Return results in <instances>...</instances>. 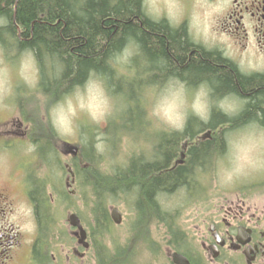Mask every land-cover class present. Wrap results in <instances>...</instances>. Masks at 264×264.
Segmentation results:
<instances>
[{"label": "trees", "instance_id": "16d2710c", "mask_svg": "<svg viewBox=\"0 0 264 264\" xmlns=\"http://www.w3.org/2000/svg\"><path fill=\"white\" fill-rule=\"evenodd\" d=\"M139 8L140 0H0V20L4 22L0 25V44L6 50L15 46L19 52H33L39 71L38 86L45 97L53 99L72 86L82 84L91 74L101 76L109 86L115 87L114 80L120 81L122 77H115L114 66L110 62L131 38L136 41L139 50L134 57L139 60L137 69H140V75L149 78L146 70L150 68L161 78L180 76L189 84L205 81L212 93L223 95L231 92L244 103L242 110L235 115L213 110L207 122L191 115L193 120L187 121L181 131L171 130L165 136L163 133L156 135L159 141L151 152L153 158L149 163L133 157L128 166L125 167L122 162L108 173L93 167L98 155H94L91 145L87 144L89 153L82 152L84 155L81 156L89 158V167H80L78 174L76 166L75 171L77 178L82 175L83 184L92 194L91 211L95 220L92 230L101 231V235L109 226L103 207L108 194L124 193L131 199L135 197L137 214L142 220L138 229L143 228L145 220L155 214L157 193H171L175 186L186 181L191 162L200 164L210 155L221 152L225 142L224 136L219 133L211 140L191 145L187 150L190 158L185 165L164 171L179 150L180 140L191 139L193 134L205 127L216 129L223 122H230L233 128L236 124L250 121L264 125V74L239 73L230 60L216 51H207L192 43L183 27L171 29L165 22H153ZM2 30L6 31V36H2ZM123 81L121 86L117 83L121 87L118 95L134 94L135 86H128ZM134 109H130L127 115ZM135 111L139 108L136 107ZM37 124L31 127V133L38 128ZM92 129L89 127L86 132ZM35 142L39 153L51 155L52 146L45 145L46 142L41 140ZM51 182L55 188H60L58 180ZM32 186L36 199L42 192L41 182L34 180ZM36 201L39 218L46 220L47 217L49 224L52 223L49 220L52 211L50 215L46 214L39 197ZM43 228L40 230L44 235L46 231ZM129 254H111L101 247L97 251V264H129Z\"/></svg>", "mask_w": 264, "mask_h": 264}, {"label": "rangeland", "instance_id": "374dc122", "mask_svg": "<svg viewBox=\"0 0 264 264\" xmlns=\"http://www.w3.org/2000/svg\"><path fill=\"white\" fill-rule=\"evenodd\" d=\"M3 23L1 19L0 25ZM201 31L205 36L208 35L207 26L202 27ZM1 32L2 36L7 35L6 31L2 30ZM15 49V46H11L6 50L0 44V177L15 173V164L18 161H20L18 164L20 165L25 162L23 160L24 157L29 158L30 156H34V161H30L27 164L28 170L34 176L33 178L41 182L44 180V175L49 173V175H46L50 177L48 182L51 180H58L60 182L59 189L55 188L53 182L48 186L50 192L47 190L50 194L49 205L51 204L48 206L49 208L54 206L56 216L52 218L51 215V219L49 220L52 223L49 224L50 228L47 229L48 232L44 235H39L41 245L46 243L49 250L55 252V258L51 261V264H55L56 262H59L58 264H97V251L101 247H104L108 251L110 248L113 249L114 245L128 248L131 251L130 262L137 264L135 262L142 261L147 253L143 255L136 248L131 250V246L137 245V241L130 238V231L132 225L134 226L137 216L135 214L136 212H134L135 206L132 203L131 205L130 202H133L135 197L130 199L131 197H128L124 193H116L115 195L108 194L106 196L103 202L105 212L110 213L112 206H117L121 210L122 215H124L125 221L123 220L124 223L122 226H115L110 221L109 230L104 235H101V231L97 232L92 230L94 229L92 228L93 225H95L91 211L93 206L92 194H90L89 190L83 184V180H81L83 179L82 175L78 176L79 178H75L74 184L70 187L65 185L64 180L68 175V169L66 167L72 166L75 169L78 166V174L80 167H89V158L81 156L84 153H89L87 144L91 145V152L95 153L94 155H98L97 162L93 161L95 164L92 162V165L94 164L93 167L105 170L106 172L108 171V173L112 167H116L131 157H135L136 159L139 157L141 160H152L153 155L151 152L159 141L156 135L163 133L165 136L167 132L171 131V129L161 125L150 116L153 105L165 90L179 87L181 84L176 80H167L158 90H149L151 89L149 87L148 92L143 96H140L135 89L136 92L134 95L138 98L137 108H139L140 113L139 111H135V108L134 112L130 115L126 114L124 117L125 120L122 121L120 120V115L124 107L121 106L123 105L121 104L122 96L118 95L120 93L118 90H121V87L117 86V83L121 86V81L124 80L123 82L128 86L138 88L140 86L138 84L145 82L139 79V74L133 73L129 76L128 70H126L128 68L136 69L137 71L140 70L137 69L139 60H137V57H133L134 50L132 48L123 49V53L117 57V60L112 59L115 77L119 79L122 77L120 81L114 78L115 87L109 86L101 76L91 74L82 84L72 86L69 90L53 99L45 97L42 89L38 86L39 73L37 72L39 71L33 52L31 50H22L19 52ZM121 72H127L128 76H122ZM133 75H137L136 78H132ZM198 88L200 87H197L194 93H191V98L187 93L189 89L185 88L190 104L194 101ZM204 92L207 98L202 103L207 112V106L209 105L206 102L210 100V96L205 90ZM227 101L221 103L225 105L224 107L226 109L230 110V106H233L232 104H236V102L233 100L231 102ZM106 104L110 107V114L104 122L95 123L89 115V111L92 110L99 115ZM191 115L193 114L191 109H189L188 116ZM58 117L64 118L70 124L73 129L71 135H61L56 131L53 126V121ZM11 121L19 123L20 129H22V126H34V124L39 122V130L36 128L35 132L30 135V138L33 137V143L30 141L29 147L24 146V141L22 143L23 139H20L21 141L17 138L15 139L16 141L10 140V135L4 130L11 124ZM111 121L114 122L110 123ZM89 127H93L92 131L86 132V129ZM112 127L115 129L110 130ZM223 136L225 140L223 149H221V152L212 154L210 157L211 161L207 164L206 176L199 177L198 187L203 192V201L210 205L219 204L223 198L232 199L231 197L240 194L257 201L262 205V209H264V168L260 170H248L245 174L231 182L227 180L226 175L221 179V176L226 170L231 168L230 145L233 143H237L241 148L249 150L254 158L260 162H264V128H230L224 132ZM59 138L69 141L71 145L78 144L81 155L63 156L57 155V153H53L52 156L35 155L36 140L46 142L45 144L52 146L53 151L57 150L60 152L63 146L60 145ZM182 141L180 140L178 144L180 145ZM10 143H12L11 148H6L3 145ZM82 152L84 153L82 154ZM13 156L15 159H18L17 162L13 161ZM69 190L73 191L70 193ZM187 196L189 195L186 190L182 189L176 193H164L160 195L157 201H159L162 210L168 215L169 213L167 212H170L169 208L171 207L181 209V213L177 216V222L180 225L186 226L185 216L190 211L188 208L193 206V204L187 205L190 202ZM17 207V222L23 229L34 232L35 225L31 218L30 209L23 205H18ZM69 212L77 213L89 231L92 246L91 249L85 251V256L81 260L75 259L73 253H71L75 241H72L70 227L66 222L65 216ZM166 223L162 219V221L154 220L147 225L151 236L161 238L160 226H163V224L166 225ZM134 230L140 232V228L138 229L137 225L134 226ZM58 247L60 249L57 251ZM162 264H168L164 260V257L162 258Z\"/></svg>", "mask_w": 264, "mask_h": 264}, {"label": "flooded vegetation", "instance_id": "af4514ba", "mask_svg": "<svg viewBox=\"0 0 264 264\" xmlns=\"http://www.w3.org/2000/svg\"><path fill=\"white\" fill-rule=\"evenodd\" d=\"M139 9L146 18L153 22H165L171 29L183 27L192 43L207 51H216L222 57L230 60L239 73L245 75L264 74V0H140ZM206 26L207 36L201 33V28ZM127 48L134 50V56L139 51L136 41L130 38L122 45L121 50H119L120 54H118L119 52L114 54L112 59L117 60V57L123 53V49ZM126 70H128L129 76L133 73H140V70L137 71L132 68ZM122 75L128 76L127 72H122ZM176 79L173 77L172 80ZM176 81L184 85L189 91H194L197 87L203 85V89L210 96V100L206 102L209 105L207 106L206 119L195 116L202 122L209 120L210 113L213 110H219L231 116V114L235 115L241 111L244 106L242 99L234 93L230 92L223 95L212 93L211 88L205 81L191 85L187 81ZM232 100L236 104H232L230 110L226 109L225 105L221 103L224 101L231 102ZM185 122H187V119ZM220 124L227 129L233 128L230 122ZM218 126L220 125L218 124ZM247 127L258 129L264 128V125L259 124L257 121H250L244 124H236L234 129ZM27 128L22 126V129H20L19 123L11 121V124L4 131L10 135L11 141L19 136L28 141ZM219 133L223 135L222 129L217 131L207 127L206 133L196 138V143L211 140ZM3 145L6 148H11L12 143ZM185 145L186 143L182 147L184 151H177L176 155H173L172 163L164 168V171H171L178 165H185L188 162L190 156L186 153L188 147L186 148ZM36 149L35 155H45L44 152L41 154ZM53 153L63 156L72 155L68 149L63 147H61L60 152L53 151L51 156ZM76 155H79V152ZM211 156L200 162V164L191 162L186 181L171 190V193H176L185 189L189 195L187 199L190 201L187 205L193 204L189 208L185 207L190 209L185 216L186 226L177 222V216L181 213V209L171 207L169 208L170 212H167L168 215L162 210L156 198L154 200V216L145 220L142 225L143 228H140L138 233L137 230H134L135 225L139 227L142 224V220L137 214L138 204L134 201L130 202V204H134V212L137 214L134 226L132 225L130 231V238L137 241V245L131 246V250L136 248L143 255L147 253L142 261L135 263L162 264L163 257L168 264L183 263V261L172 259V253H175L185 258L188 264H264V209H262V205L250 197L240 194L231 197L232 199L223 198L219 204L212 205L202 199L203 192L198 187L199 177L206 176L207 164L211 161ZM33 157H24L25 162L22 163V166V164L18 165L20 161L13 156V161H18L15 164V173L0 177V264H51V261L55 258V252L50 251L46 243L43 244L44 248L41 245L40 229L44 227L43 229L47 233V229L50 227L48 218L41 220L36 208L38 202L36 199L39 197L44 211L50 215L48 186L52 180L48 182L50 177L46 175H49V173L44 175V180L41 181V195L39 194L40 196L35 199L33 194L35 189L32 186L35 179L32 180L34 176L31 175V171L28 170L27 166L30 161H34ZM132 158L123 161L125 167L130 164ZM141 161L149 163L151 160ZM160 192L157 193L158 198ZM18 205L30 209L31 218L35 225V235L33 231L23 229L17 222L16 210ZM117 208L119 209V207ZM51 213L53 215V212ZM109 214L106 213L110 223L111 217ZM120 215L122 218L121 223L114 224L115 226H122L125 221L122 212ZM162 219L167 223L160 226L161 238L151 236L147 225L154 220L162 221ZM109 226H107L108 230ZM73 230L70 229L72 241H75L72 253L75 252V259L81 260L85 256V251L91 249L92 244L88 234L86 248L78 244ZM94 242L96 243L95 240ZM59 249L60 247L57 251ZM109 252L111 254L124 252L128 256L131 251L124 246L114 245ZM66 257L69 258L67 255ZM132 263L129 262V264Z\"/></svg>", "mask_w": 264, "mask_h": 264}, {"label": "clouds", "instance_id": "9594fccd", "mask_svg": "<svg viewBox=\"0 0 264 264\" xmlns=\"http://www.w3.org/2000/svg\"><path fill=\"white\" fill-rule=\"evenodd\" d=\"M206 98L203 85H201L200 88L196 90L194 101L190 104L185 87L181 84L179 87L165 90L162 96L153 105L150 116L168 129L181 131L187 119L189 109H191L192 114L198 118L206 119L207 112L202 103ZM109 114L110 107L107 104L99 115L92 110L89 111V115L95 123L104 122ZM53 126L61 135L72 134V127L62 117L54 119ZM230 153L231 168L226 170L221 176V179L226 175L227 180L231 182L237 177L245 174L248 170H260L264 168V162L258 161L250 154L249 150L241 148L237 143L230 145Z\"/></svg>", "mask_w": 264, "mask_h": 264}, {"label": "bare ground", "instance_id": "6f19581e", "mask_svg": "<svg viewBox=\"0 0 264 264\" xmlns=\"http://www.w3.org/2000/svg\"><path fill=\"white\" fill-rule=\"evenodd\" d=\"M110 64H111L112 67L114 66V64H113L112 61L110 62ZM146 71H148L149 78H147L144 75H140L139 74V79L145 81L144 83L138 84L140 86L138 88H136V90H137V92L139 93L140 96L145 95L146 92H148V88L149 87L151 88L149 90H152V89H157L158 90V89H160L163 86L164 82L166 83L167 80H172L173 77L177 78L176 80H179V81H185V82L187 81L186 79H184V77L175 76V75H167V76L161 78L156 72L152 71V69H150V68H147ZM136 76L137 75H133L132 78H136ZM189 85H191V84H189ZM124 94L125 95H123L122 98H121V104H123V105L120 104L121 106L124 107V109H123V111L121 112V115H120L121 116L120 117V120H122V121L125 120L124 117H125V115L127 114V112L130 109H133L134 107L135 108L138 107V105H137L138 104V98H137L136 95H134L135 92H134V94L133 93H124ZM193 118L194 117L189 116L187 118V121H192ZM220 129H222V132L223 133L227 130V128L226 127L224 128L223 126H221V124H220V126H218L216 128V130L217 131H220ZM206 131H207V128L205 127L203 129L197 131L195 134H193L192 137H191V139L190 138H185L186 140L190 139V141H188V145L189 146L195 145L196 142H197L196 141L197 140L196 138L198 136H201L204 133H206ZM186 153H187V151H186ZM187 155H188V153H187ZM172 160H173V158L170 160L169 164L172 163ZM108 252H109V250H108Z\"/></svg>", "mask_w": 264, "mask_h": 264}, {"label": "water", "instance_id": "95a60500", "mask_svg": "<svg viewBox=\"0 0 264 264\" xmlns=\"http://www.w3.org/2000/svg\"><path fill=\"white\" fill-rule=\"evenodd\" d=\"M75 150V149H74ZM73 150V151H74ZM69 169V168H68ZM69 171L71 172L72 174V170L69 169ZM111 217L113 219L114 222L118 223L120 221V215H119V211L117 210L116 207H114L112 210H111ZM68 223L72 226H75L77 227V231L75 232V235H77L79 237V242H82L85 246H86V243L84 241H82L84 238H85V230L82 228V225L79 221V218L77 217L76 214L74 213H71L69 214L68 216ZM174 257V259L177 261H185L184 258H181L180 256L178 255H174L172 254V258ZM184 264H187V262H183Z\"/></svg>", "mask_w": 264, "mask_h": 264}]
</instances>
